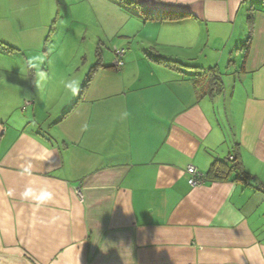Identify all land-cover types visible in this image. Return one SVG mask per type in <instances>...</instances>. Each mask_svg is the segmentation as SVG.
I'll return each mask as SVG.
<instances>
[{"label": "crops", "instance_id": "1", "mask_svg": "<svg viewBox=\"0 0 264 264\" xmlns=\"http://www.w3.org/2000/svg\"><path fill=\"white\" fill-rule=\"evenodd\" d=\"M129 1L64 0L125 51L120 68L99 53L110 68L79 101L80 52L56 66L49 39L0 48V264H264V0ZM230 157L254 181L209 174Z\"/></svg>", "mask_w": 264, "mask_h": 264}, {"label": "rangeland", "instance_id": "2", "mask_svg": "<svg viewBox=\"0 0 264 264\" xmlns=\"http://www.w3.org/2000/svg\"><path fill=\"white\" fill-rule=\"evenodd\" d=\"M80 9V13L74 16L75 7L65 5L64 0H0V37L8 39V43L3 40H0V43L13 47L14 50L9 53L17 56L21 51L17 46V40L22 37L21 35L39 38L43 40L44 46L46 43L44 41L50 34L49 42L50 39L52 42H48L41 50L46 65L60 66L73 63L77 52L83 55L81 64L89 67L95 64L96 53L108 54L110 59L108 49H111L110 47L114 49L113 43H105L103 47V44L98 42L96 37L100 32L96 17L90 9L87 10V7L80 6ZM71 17L78 18V21L72 24L69 20ZM13 41L15 43L12 44ZM19 60L21 64L20 57Z\"/></svg>", "mask_w": 264, "mask_h": 264}, {"label": "trees", "instance_id": "3", "mask_svg": "<svg viewBox=\"0 0 264 264\" xmlns=\"http://www.w3.org/2000/svg\"><path fill=\"white\" fill-rule=\"evenodd\" d=\"M116 2H119V3H122L124 5H127L130 3L129 0H115ZM145 15L148 16V19H156V20H164V19H167V20H176V19H180V18H183V17H186V14H179V13H172V12H165L163 14V16L161 15H157V14H153V12H145ZM249 25H251V23L249 22ZM251 29V26H249V31ZM50 35V34H49ZM49 35L48 37L46 38V42L48 41L49 39ZM250 42V33H249V36H248V39H247V42L245 44V51L247 50V46ZM0 48L3 49L4 51H7V52H11L13 51L14 49L12 47H8L2 43H0ZM97 60L95 62V64L89 68V71L88 73L86 74L85 76V79L81 85V88H80V92H79V96L77 98V101H79L81 99V96L82 94L84 93V91L87 89V87L89 86V84L91 83L95 73L99 70V69H102V68H110L108 66H105L102 64L101 62V59L99 57V53L97 54ZM156 62L163 65L164 67L168 68V69H171L173 71H177V72H182L184 68L186 67H189L191 69H198V67L196 66H187L183 63H180L178 61H175V60H170V59H166V58H158L156 59ZM210 71H212L209 75L211 77V81H210V85L212 87V89H216V90H221V86H220V82L218 80V77L214 74V71L215 69H211ZM77 104V102H76ZM75 104V105H76ZM227 162H221V163H215L211 166V169H210V172L209 174L213 176V178L217 179V180H220V179H224L230 172H236V173H240L241 172L239 171V164L237 162V160L232 157V161H229L227 160Z\"/></svg>", "mask_w": 264, "mask_h": 264}, {"label": "built area", "instance_id": "4", "mask_svg": "<svg viewBox=\"0 0 264 264\" xmlns=\"http://www.w3.org/2000/svg\"><path fill=\"white\" fill-rule=\"evenodd\" d=\"M125 54V51L122 49H113V55L114 60L112 61V66L114 68H120L123 65V56ZM229 161H232V157L228 159ZM186 173L189 176L188 179V185L191 187H197L201 185L204 182V176L201 174L194 166L188 165L186 167ZM237 177L240 181L244 182L245 184H249L251 181H254L253 177H250L248 175L236 173ZM254 188L261 194L264 195V183H255ZM75 193L79 200H82V194L79 188L75 190Z\"/></svg>", "mask_w": 264, "mask_h": 264}, {"label": "clouds", "instance_id": "5", "mask_svg": "<svg viewBox=\"0 0 264 264\" xmlns=\"http://www.w3.org/2000/svg\"><path fill=\"white\" fill-rule=\"evenodd\" d=\"M27 194V193H26ZM52 194L50 192H43L40 196V199H50ZM241 264H243V261H241Z\"/></svg>", "mask_w": 264, "mask_h": 264}]
</instances>
